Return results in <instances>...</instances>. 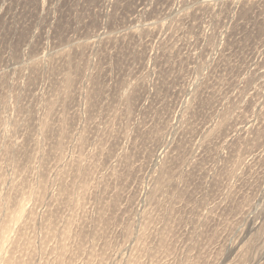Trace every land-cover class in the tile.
<instances>
[{"label":"rangeland","instance_id":"obj_1","mask_svg":"<svg viewBox=\"0 0 264 264\" xmlns=\"http://www.w3.org/2000/svg\"><path fill=\"white\" fill-rule=\"evenodd\" d=\"M0 264H264V0H0Z\"/></svg>","mask_w":264,"mask_h":264}]
</instances>
